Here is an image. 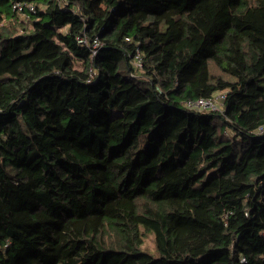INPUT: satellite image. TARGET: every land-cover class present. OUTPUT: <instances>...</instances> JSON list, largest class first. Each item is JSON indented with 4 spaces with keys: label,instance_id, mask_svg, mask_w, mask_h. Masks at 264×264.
Segmentation results:
<instances>
[{
    "label": "trees",
    "instance_id": "obj_1",
    "mask_svg": "<svg viewBox=\"0 0 264 264\" xmlns=\"http://www.w3.org/2000/svg\"><path fill=\"white\" fill-rule=\"evenodd\" d=\"M261 126L264 0H0V264H264Z\"/></svg>",
    "mask_w": 264,
    "mask_h": 264
},
{
    "label": "built area",
    "instance_id": "obj_2",
    "mask_svg": "<svg viewBox=\"0 0 264 264\" xmlns=\"http://www.w3.org/2000/svg\"><path fill=\"white\" fill-rule=\"evenodd\" d=\"M14 9L21 13L25 18L29 17V13L36 11V6L33 3L16 2ZM77 43L81 46L87 47L92 56L96 55L102 47V42L98 36L91 37L85 33H80L76 37ZM137 66H142V62L139 58L136 60ZM226 92H216L210 97H201L196 100H188L185 105L189 109H195L199 111H220L224 110V100ZM259 132H264V126L259 127Z\"/></svg>",
    "mask_w": 264,
    "mask_h": 264
},
{
    "label": "rangeland",
    "instance_id": "obj_3",
    "mask_svg": "<svg viewBox=\"0 0 264 264\" xmlns=\"http://www.w3.org/2000/svg\"><path fill=\"white\" fill-rule=\"evenodd\" d=\"M76 65H77V67L81 68L78 63ZM142 248L144 250H147V251H150L152 253H155L156 252L155 239L152 236L147 237V239H146V241H145V243H144Z\"/></svg>",
    "mask_w": 264,
    "mask_h": 264
}]
</instances>
